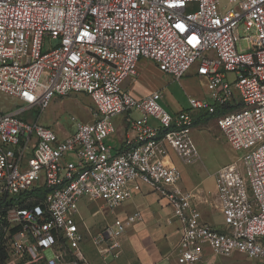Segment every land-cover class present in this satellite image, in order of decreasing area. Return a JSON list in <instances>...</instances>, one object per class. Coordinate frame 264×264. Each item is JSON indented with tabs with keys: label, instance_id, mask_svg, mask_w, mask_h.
<instances>
[{
	"label": "built area",
	"instance_id": "2783aa9c",
	"mask_svg": "<svg viewBox=\"0 0 264 264\" xmlns=\"http://www.w3.org/2000/svg\"><path fill=\"white\" fill-rule=\"evenodd\" d=\"M227 4L0 0V94L14 101L13 111L0 110V264H89L78 202L113 213L142 186L179 224L176 264H203L207 254L264 264V0ZM141 61L178 81L194 69L207 97L188 96L190 109L177 115L160 106L158 91L135 99L125 83H135ZM70 94L89 98L91 123L72 117L74 132L59 138L32 120ZM199 115H215L228 145L242 153L214 175L221 229L202 221L171 161L198 160L189 131ZM118 117L127 134L115 151L107 139ZM139 221L138 212L115 216L91 237L98 264L117 257Z\"/></svg>",
	"mask_w": 264,
	"mask_h": 264
},
{
	"label": "rangeland",
	"instance_id": "374dc122",
	"mask_svg": "<svg viewBox=\"0 0 264 264\" xmlns=\"http://www.w3.org/2000/svg\"><path fill=\"white\" fill-rule=\"evenodd\" d=\"M225 9H229L227 0H220ZM242 37V33H240ZM240 46L245 48L246 44L241 41ZM138 76L135 83L127 81L125 86H129L132 94L148 96L154 91L160 92V106L171 115H177L181 112L190 109L188 96L195 98H205L208 95V88L204 80H198L194 75V69H191L188 74L182 79L174 80L166 75L161 74L157 67L150 61H144L138 65ZM14 101L0 94V110L13 111ZM92 105L89 98L83 94H70L62 97H55L49 104V107L39 116L35 114L33 121L37 120L40 125L50 128L54 133L62 138L66 134H71L75 130V124L71 122L74 117L77 122L89 124L92 122L91 111ZM191 142L198 153V160L191 165L182 163L179 159L171 156V161L178 167L181 173L180 187L183 191L194 195L195 201L198 204V209L202 219L214 228H223V221L219 211L215 209L214 185L212 181L215 173L219 168L238 162L242 155L240 152L234 151L226 142L222 132L218 129L215 121L210 119L202 123H196L189 131ZM144 197L146 195H143ZM141 200V195L135 197ZM134 199V198H133ZM135 199V200H136ZM146 201V200H145ZM207 201V203H204ZM152 211H157L160 216L156 218L154 214L143 215L141 209H135L140 214V221L137 223L141 228V232L146 230L149 232L157 226L165 228V226H173L172 238L159 236L156 239L154 246L158 248L161 244L169 251L163 257L167 264H176V255L178 253L179 243V227L178 222L174 218L171 211L166 207H162L161 200H154V196L150 195L147 201ZM146 210L145 208L141 207ZM120 210L113 213L108 211L99 203L88 201L83 198L78 202L77 224L80 227L83 241L80 244V249L83 256L89 264H98L100 259L94 246L91 242V237L96 236L105 226L111 224L118 215ZM136 224H134L135 226ZM133 226V225H132ZM130 226L126 233L121 238V248L117 252V257L109 259V264H143L141 258L138 257V252L144 251V241L146 238H139L138 244L134 247L125 248L127 243V234L132 230ZM145 234V233H144ZM146 237V235H144ZM47 257H51L49 252H46ZM152 264H157L156 262ZM203 264H263L257 260L249 259L241 254H232L228 257H217L207 254Z\"/></svg>",
	"mask_w": 264,
	"mask_h": 264
},
{
	"label": "crops",
	"instance_id": "0c3cea01",
	"mask_svg": "<svg viewBox=\"0 0 264 264\" xmlns=\"http://www.w3.org/2000/svg\"><path fill=\"white\" fill-rule=\"evenodd\" d=\"M142 62H144V61L139 62V64H141ZM138 73H139V71H138ZM126 87L129 89L131 95L135 99H142L145 97V95L132 94L130 87L129 86H126ZM114 125H115V131L107 139V143L109 145H111L115 151H117V150H119V148L121 146V142L123 141V139L125 138V135L127 133H126V129H125V125H124L122 117L116 118L114 120ZM66 135H64V136H66ZM212 184L214 185V179L212 181ZM214 190H215V188H214ZM139 195H141L143 197L141 200H137L135 198L136 196H139ZM143 195H146V196L144 197ZM150 195L154 196V200H157V199L159 200L158 196L155 193H153L148 187L142 186L141 192L137 193V194L136 193L132 194L130 199L127 200L121 206V208L118 209V210H120V213L118 215H115V216L119 217V216H123V215H130V214L136 212L135 209L139 208L143 212V215L144 214L150 215V213H152V214H154V216L156 218H159V221H160V216H159L158 212L157 211L154 212V211L150 210L151 206L148 202H146L148 196H150ZM161 205L164 208L167 207L171 211L170 207H168L166 205V203L162 200H161ZM141 207H143V208L146 207L145 208L146 210L142 209ZM171 213H172V211H171ZM202 221L205 222L203 219H202ZM205 223H207V222H205ZM140 226L141 225H139L137 223L135 226L134 225L132 226L133 227L132 230H130L127 234V241H126L127 243H125V248H127V250H129V248H131V247L133 248L134 245L136 246V244H138L139 238H142V239L146 238V240L144 241L145 242L144 243L145 248L143 249L144 251H142V253L138 252V257L141 258V260L143 261V264H152L154 262H156L157 264H167L163 257L168 253L169 250L167 248H164L163 245H161V244L158 246V248H156V247L153 249H151V248L154 246V243H155L156 239L159 238V236H166V238H172L173 231H174L173 226L168 225V226H165V228H162V229L159 228L160 230L157 231V226L154 224V227H151L152 229L149 232L146 231L148 227H146L145 231L141 232ZM178 227H179V224H178ZM144 235H146V237ZM179 236H180V231H179Z\"/></svg>",
	"mask_w": 264,
	"mask_h": 264
},
{
	"label": "trees",
	"instance_id": "16d2710c",
	"mask_svg": "<svg viewBox=\"0 0 264 264\" xmlns=\"http://www.w3.org/2000/svg\"><path fill=\"white\" fill-rule=\"evenodd\" d=\"M217 113H219L218 110H217L216 114H217ZM216 114H215V115H216ZM215 115H209V116H207V115H199V116L196 118L194 124H196V123L199 124V123H202V122L208 121V120H210V119H213ZM1 252H2V251H1V249H0V256L3 258V253H1Z\"/></svg>",
	"mask_w": 264,
	"mask_h": 264
}]
</instances>
